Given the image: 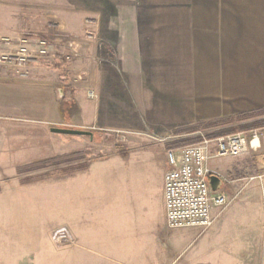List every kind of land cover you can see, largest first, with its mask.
<instances>
[{
  "label": "crops",
  "instance_id": "1",
  "mask_svg": "<svg viewBox=\"0 0 264 264\" xmlns=\"http://www.w3.org/2000/svg\"><path fill=\"white\" fill-rule=\"evenodd\" d=\"M246 3L251 1L190 2V29L184 36L190 40V52L219 56L216 65L208 62L216 75L202 74L192 81L199 88L194 108L200 119L264 108L261 47L252 53L258 57L249 62H229L236 52L226 43L229 18L241 19ZM252 3L261 8L256 11L258 22H264V0ZM237 31L242 32L239 21ZM174 33L175 37L173 33L165 36L167 47H173L178 33L182 38V33ZM151 46L158 48L159 43L154 41ZM142 47L144 52L146 47L139 42L136 49ZM73 62L58 57L41 59L24 77L9 68L0 72V264L258 262L261 255L252 254L250 247L255 246L251 233L260 240L257 246H264V178L248 183L252 171L247 154L219 158L221 164L218 159L208 162L221 178L219 191L231 201L225 209L214 211L210 229L168 228L166 139L150 140L138 133L128 136L124 152H119L108 142L107 130L120 128L108 122L113 110L101 103L102 73L91 72L82 81L86 74H80ZM128 68L120 83L133 88L137 83L129 72L134 69ZM90 91L94 98L89 97ZM211 96L217 100L211 101ZM56 128L86 134L55 133L52 129ZM98 151L106 153L91 159ZM54 158L55 174L39 166ZM61 228L68 231L69 240L56 245L51 237Z\"/></svg>",
  "mask_w": 264,
  "mask_h": 264
},
{
  "label": "rangeland",
  "instance_id": "2",
  "mask_svg": "<svg viewBox=\"0 0 264 264\" xmlns=\"http://www.w3.org/2000/svg\"><path fill=\"white\" fill-rule=\"evenodd\" d=\"M249 1L251 3L242 6L241 19L235 20L234 16L229 18L228 26L231 31H226V43L230 48L235 47L236 51L229 56L231 63L233 60L244 63L255 59L258 56L252 53L256 52V48L261 47L264 51V22H258L259 18L256 17V11H261V8L253 7L252 0ZM190 2L191 0H0V37L16 39L21 35H29L34 38L56 39L53 34L57 31V26L72 35H80V38L89 33L92 38L82 39L84 43L80 55L72 64L78 65L80 74H86L81 77L82 81L89 78L91 72L98 71L103 75L101 103L104 108L113 110L114 114L110 115L108 122L120 128L107 130L108 142L115 144L116 149L123 153L128 136L139 133L150 140L166 139L168 148L182 147L199 142L202 136L212 138L210 136L221 129L188 131L197 123L211 121L200 119L196 114L194 106L199 96L196 88L198 91L199 88L192 86V81L202 74L210 78L212 74L216 75V71L213 73L210 70L208 62L216 65L219 60L217 54L194 55L190 52V40L184 38L190 29ZM261 20L264 21V17ZM238 21L242 26L240 35L237 31ZM234 24L236 29L233 31ZM175 31L182 33V38L178 33V38L172 43L173 47H167L165 36L173 33L175 37ZM145 36L149 38L144 40ZM154 41L157 45L159 43L158 48H154L155 53L151 46ZM176 41L177 45L174 44ZM139 42L146 47L144 52L143 47L141 52L136 49ZM131 48H134L133 51ZM85 51L86 56L83 55ZM57 55L61 61L59 54ZM130 67L134 71H130L129 76L132 75L137 84L133 88L125 86V89L120 82L124 79L123 73ZM113 98L116 100L113 101ZM210 100L217 99L211 96ZM260 119L262 118L243 123L249 124ZM250 131L239 133L247 134ZM105 153L98 151L91 159L103 157ZM246 157L252 171L248 183L262 182L263 158L253 151L247 153ZM218 160L221 164V159ZM42 168L56 173V166ZM3 180L6 182L5 176ZM1 183L0 176V187ZM11 184L14 185L15 182ZM251 234H254L251 241L255 246L250 247V251L261 255L254 264H264V246H257L260 240L256 233Z\"/></svg>",
  "mask_w": 264,
  "mask_h": 264
},
{
  "label": "built area",
  "instance_id": "3",
  "mask_svg": "<svg viewBox=\"0 0 264 264\" xmlns=\"http://www.w3.org/2000/svg\"><path fill=\"white\" fill-rule=\"evenodd\" d=\"M54 38H34L21 35L16 39L0 37V72L9 68L22 77L26 70L41 59L58 56L65 62L78 59L83 40L92 37L72 35L55 27ZM89 34V35H88ZM89 92V97L94 98ZM250 151L256 152L264 161V129L236 133L218 138L202 136L199 142L166 149L168 170L164 179V202L166 223L170 229L195 228L201 232L210 229L214 222V211L223 210L231 203L220 191H213L209 168L211 159L240 157ZM56 245L69 240L66 229L56 230L52 235Z\"/></svg>",
  "mask_w": 264,
  "mask_h": 264
},
{
  "label": "trees",
  "instance_id": "4",
  "mask_svg": "<svg viewBox=\"0 0 264 264\" xmlns=\"http://www.w3.org/2000/svg\"><path fill=\"white\" fill-rule=\"evenodd\" d=\"M261 117L262 119L256 120L255 122L244 124L243 122L247 120L257 119ZM264 108L258 110L249 111L245 113H240L236 115L226 116L220 119H214L207 122L197 123L194 127L189 128V132H195L197 129H216L221 128L210 137L218 138L221 136H227L236 134L239 132H246L255 128L261 129L264 128ZM57 158L51 159L47 162L39 164L41 167H47L49 165L56 166Z\"/></svg>",
  "mask_w": 264,
  "mask_h": 264
},
{
  "label": "water",
  "instance_id": "5",
  "mask_svg": "<svg viewBox=\"0 0 264 264\" xmlns=\"http://www.w3.org/2000/svg\"><path fill=\"white\" fill-rule=\"evenodd\" d=\"M55 133H67L71 135H83L86 134V132L82 131H74V130H66V129H52ZM210 184L213 191H219L221 189L222 181L221 178H219L217 175L210 176Z\"/></svg>",
  "mask_w": 264,
  "mask_h": 264
}]
</instances>
